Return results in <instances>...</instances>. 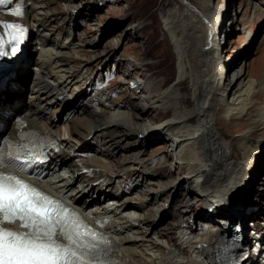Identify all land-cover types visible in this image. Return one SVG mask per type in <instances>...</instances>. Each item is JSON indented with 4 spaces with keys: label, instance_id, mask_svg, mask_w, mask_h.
<instances>
[{
    "label": "bare ground",
    "instance_id": "6f19581e",
    "mask_svg": "<svg viewBox=\"0 0 264 264\" xmlns=\"http://www.w3.org/2000/svg\"><path fill=\"white\" fill-rule=\"evenodd\" d=\"M61 1L67 4L61 13L51 10L45 0L0 2L20 3L21 22L26 27L18 45L27 56L37 55L31 65L20 66L3 83L0 103L15 113L33 111L30 125L56 139L60 162L49 167L48 183L61 178L62 166H66L73 176L78 171L80 175L72 182L61 179L55 188L65 194L74 192L67 195L74 205L87 211L95 194L104 195L112 202L108 206L116 204L118 210L137 213L136 226L130 221L122 225L137 238L111 227L117 248L110 254L114 264H264V233L253 236L244 231L252 215L263 217L261 222L254 221L258 230L264 228V179L256 190L259 205L244 196L264 163V75L260 77L258 66L257 72L249 71L243 57L230 60L221 56L223 38L231 27L220 28L223 9L210 0H164L160 15L171 42L174 78L164 68L139 74V63L126 62L120 72L133 92L130 104L122 105L116 99L107 104L94 89L93 78L86 76L90 73L81 68L84 56L75 46L77 32L70 6L81 0ZM242 9L257 12L250 0ZM246 37L250 39V35ZM7 45L4 51L9 55L12 47ZM87 46L86 52L95 51V46ZM258 48L264 52V35ZM6 55L0 56V64L8 62ZM27 56L21 60L23 64ZM235 64L238 68L230 71ZM85 94H90L87 102L103 108L77 103L86 99ZM39 106L44 109L39 111ZM74 110L81 112L80 117L58 128L46 114L53 111L63 116ZM156 122L159 124L154 125ZM221 124L228 129L223 131ZM163 135L170 137L169 171L182 172L185 180L173 187L161 183L162 175L155 173L142 179L140 184L146 179L148 189L141 190L133 177L145 164L142 151L127 145L138 141L142 146L156 136L167 140ZM83 144L93 150L94 157L84 164L68 163V155ZM86 167L91 171L83 172ZM180 189L205 201V209L194 216L204 230L188 232L177 243L174 227L155 230L154 219L171 199L178 198ZM180 206L183 211H195L189 202ZM104 208L95 212H105ZM180 229L188 230L185 226ZM151 234L169 241L174 250L166 252Z\"/></svg>",
    "mask_w": 264,
    "mask_h": 264
},
{
    "label": "rangeland",
    "instance_id": "374dc122",
    "mask_svg": "<svg viewBox=\"0 0 264 264\" xmlns=\"http://www.w3.org/2000/svg\"><path fill=\"white\" fill-rule=\"evenodd\" d=\"M45 1L49 3L51 10L57 11L58 13H61L66 8L65 6H67L61 0ZM210 1L213 6H219L223 9L224 15L220 28H228L231 26L229 31H227V35L223 38V51L221 56L224 59L230 60L235 56H237L238 60L243 57L246 60L249 71L253 73L257 72L256 67L258 66V72H260V77H262L264 75L262 72L264 69V52L258 50V47L264 35V0H250L255 4L257 12L249 11L246 13L242 9V6L247 0ZM163 3L164 0H81L78 3H71L70 6L72 7L74 15L72 26L75 28V32H77L75 46L78 47L77 49L84 56V66L81 68H84L90 73V75L86 76L95 78L101 71L110 70V68L114 67L119 76H121V80H123L120 72L122 65L126 62H137L140 66L138 69L139 74L140 72H145L147 69L149 71V68L155 70L164 68L166 71L168 70V75L174 78L175 69L173 68H175V61L173 51L160 15V8ZM235 14L236 19L233 21ZM11 17L10 15L7 18L8 22L11 21ZM15 19L19 22L18 16ZM5 22L8 23L7 21ZM247 35H250L249 40L246 37ZM87 45L95 46V51L86 52V50H89ZM34 54L29 55L33 56ZM144 54H149V56ZM36 56L35 54L34 58L32 57L33 62ZM257 62H259V65H257ZM144 65L147 68L142 67ZM236 67L238 68L236 64L231 66L230 71L236 70ZM131 71L133 73L132 75L135 76V71ZM116 80L111 86L112 91L119 93L116 101L122 105L130 104V97L133 92L132 85L128 81L123 80L119 83ZM73 96L75 95H72L71 98ZM157 124L159 123H154V125ZM222 127L224 128L223 131L228 129L225 125ZM163 137L167 138V140L156 136L146 139L142 146H140L138 141L127 145L132 147L136 152L139 150L142 151V156L145 161V164H142L145 166L142 165L140 167L141 169L133 177L135 180L134 183L141 190L148 189V185H145L148 184L146 179L143 184H140L142 179L144 177H151L155 173L162 175L161 183L173 187L179 186L185 180L182 172L172 171L170 173L168 167V154L171 149V145L168 144L170 137L166 135H163ZM123 143H126V141H123ZM263 179L264 163L258 169L257 174H255L251 188L245 191L244 196L245 198L249 197V203L255 199V203L257 205L260 204L256 196V190L261 187ZM176 196L178 198L171 199L167 204V208L162 210L160 214H157L154 219V227L156 230L172 225L171 228L174 227L172 232L175 240L177 243H181L183 236L188 232H203L204 228L200 225V222L196 223L194 216L196 212L198 213L205 209V201L200 197L194 198V195L192 197L187 196L183 189L177 191ZM257 201L259 202L257 203ZM185 202H189L195 211L181 210L180 205ZM252 210H254V207ZM255 218L256 215H252L244 226V231H246L245 233L247 235L251 234L256 236L264 233V228H262L263 230L256 228V222H261L263 217ZM181 226H185L188 230L183 231V229H180ZM132 236L134 238L136 237L135 235ZM151 236L160 246L164 247L166 252L174 250V247L171 248L169 241L158 238L155 234H151Z\"/></svg>",
    "mask_w": 264,
    "mask_h": 264
},
{
    "label": "snow or ice",
    "instance_id": "6c2138e0",
    "mask_svg": "<svg viewBox=\"0 0 264 264\" xmlns=\"http://www.w3.org/2000/svg\"><path fill=\"white\" fill-rule=\"evenodd\" d=\"M0 29L3 56L7 54L4 44L14 41L18 45L23 29L2 22ZM18 50V46L10 49L13 54ZM19 161V149L7 155L0 151V169L13 165L25 171ZM17 222L27 231L4 226ZM109 243L61 201L15 173L0 171V264H109L102 255V245Z\"/></svg>",
    "mask_w": 264,
    "mask_h": 264
}]
</instances>
